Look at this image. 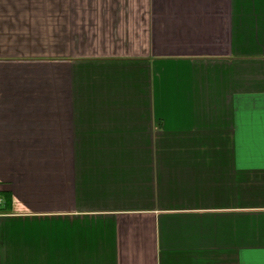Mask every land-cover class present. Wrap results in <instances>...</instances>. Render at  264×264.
I'll return each instance as SVG.
<instances>
[{
    "label": "crops",
    "instance_id": "crops-1",
    "mask_svg": "<svg viewBox=\"0 0 264 264\" xmlns=\"http://www.w3.org/2000/svg\"><path fill=\"white\" fill-rule=\"evenodd\" d=\"M0 264H264V0H0Z\"/></svg>",
    "mask_w": 264,
    "mask_h": 264
},
{
    "label": "built area",
    "instance_id": "built-area-1",
    "mask_svg": "<svg viewBox=\"0 0 264 264\" xmlns=\"http://www.w3.org/2000/svg\"><path fill=\"white\" fill-rule=\"evenodd\" d=\"M0 202H1V197H0Z\"/></svg>",
    "mask_w": 264,
    "mask_h": 264
}]
</instances>
